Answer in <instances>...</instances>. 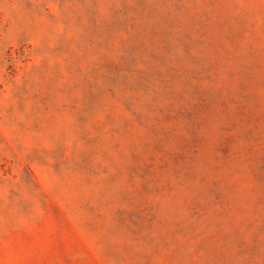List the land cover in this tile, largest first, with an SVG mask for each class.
<instances>
[{"label": "rangeland", "instance_id": "374dc122", "mask_svg": "<svg viewBox=\"0 0 264 264\" xmlns=\"http://www.w3.org/2000/svg\"><path fill=\"white\" fill-rule=\"evenodd\" d=\"M0 264H264V0H0Z\"/></svg>", "mask_w": 264, "mask_h": 264}]
</instances>
